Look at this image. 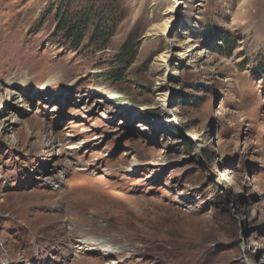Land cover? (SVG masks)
Instances as JSON below:
<instances>
[{"label": "rangeland", "instance_id": "374dc122", "mask_svg": "<svg viewBox=\"0 0 264 264\" xmlns=\"http://www.w3.org/2000/svg\"><path fill=\"white\" fill-rule=\"evenodd\" d=\"M263 11L0 0V264H264ZM184 38L195 65L156 60ZM82 203L114 253L54 244Z\"/></svg>", "mask_w": 264, "mask_h": 264}, {"label": "bare ground", "instance_id": "6f19581e", "mask_svg": "<svg viewBox=\"0 0 264 264\" xmlns=\"http://www.w3.org/2000/svg\"><path fill=\"white\" fill-rule=\"evenodd\" d=\"M172 11H173V7L169 8L168 12L170 13ZM189 41H190L189 38H184V40H182L180 44H175L170 40L169 41L170 48L158 54L156 60L161 65H166V66H168L170 62H174L176 66L182 64L195 65V61L193 59L194 57L192 56L195 46L193 44H190ZM50 81L51 79L47 80L45 85H48ZM7 95L9 96L12 95L9 89H7ZM134 112L136 113L137 110ZM168 114H166L165 117L171 118L172 122L178 121L177 117L170 116V114L168 116ZM87 209H88L87 203H82L78 206L79 211L76 218L75 219L67 218L68 221L76 222V224H73L72 228H70L69 231L65 232V235L57 229L56 226L58 225V223L57 225L56 223L50 224L51 227H53V232H51V235L54 238V242H55L54 244L59 245L62 241L67 242L68 244L66 246L67 247L66 252H72L75 248L76 249L81 248L83 251L103 250L105 253H114L117 250L116 247L110 245L104 239H100V237L93 236L94 230L92 233L91 231H89V229L83 228V226H87L91 228L96 227L98 225V220L100 219V212H98V214H93L92 216H89L87 213ZM67 219L65 218L64 220L66 221ZM77 235H80L79 238L77 239L78 242L77 243L72 242V240H74V237H76ZM72 264H89V263L86 261L85 258L80 257L79 259H75Z\"/></svg>", "mask_w": 264, "mask_h": 264}, {"label": "trees", "instance_id": "16d2710c", "mask_svg": "<svg viewBox=\"0 0 264 264\" xmlns=\"http://www.w3.org/2000/svg\"><path fill=\"white\" fill-rule=\"evenodd\" d=\"M57 32H63L62 37L69 40L73 38L75 34V41H74V46H78L82 40V37L84 35L82 29L78 27L77 25H67V19L66 17L61 18L58 26H57ZM101 34L100 28L97 27L94 32V38H97ZM130 43H131V38L127 40V42L124 44L121 52L119 53L120 56L127 55L129 54V48H130Z\"/></svg>", "mask_w": 264, "mask_h": 264}]
</instances>
